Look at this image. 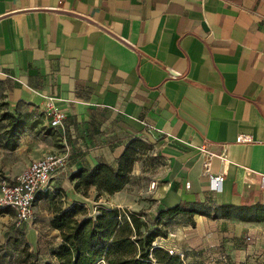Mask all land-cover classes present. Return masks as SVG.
Returning <instances> with one entry per match:
<instances>
[{"label":"crops","instance_id":"0c3cea01","mask_svg":"<svg viewBox=\"0 0 264 264\" xmlns=\"http://www.w3.org/2000/svg\"><path fill=\"white\" fill-rule=\"evenodd\" d=\"M0 95L30 120L15 148L0 146L6 176L62 153L51 182L75 202L83 193L72 173L114 166L149 138L166 167L154 187L160 210L264 204V0H0ZM49 100L67 114L60 126L50 125ZM207 143H227L215 186L197 162ZM223 164L216 158L213 171ZM188 177L204 192L187 194ZM46 192L38 211L50 212ZM196 216L264 238V221Z\"/></svg>","mask_w":264,"mask_h":264},{"label":"rangeland","instance_id":"374dc122","mask_svg":"<svg viewBox=\"0 0 264 264\" xmlns=\"http://www.w3.org/2000/svg\"><path fill=\"white\" fill-rule=\"evenodd\" d=\"M8 106V102L0 95V113L9 111L16 118L17 116L22 118V114H14ZM10 121L11 119L0 121V146L2 147ZM25 122L23 132L29 129L30 120ZM155 151L151 139L134 140L127 149L128 155L125 159L129 182L120 192L103 193L99 199L96 198L95 186L90 188L88 195L82 194L81 200L78 201L84 203L87 216H95L100 206L140 212L141 220L147 223V226L142 227L143 234H146L148 229H158L160 235L152 244L163 247L171 253L180 254L186 264H264L262 234L251 237L253 234L246 235L242 231L234 235L230 234L228 227L222 224H211L207 220L201 224L198 216H196L198 219L196 222L192 215L187 213H178L174 216L169 213H160L161 206L156 204L154 198L159 196L152 183L164 175L166 167L159 160L160 154H155ZM119 160L120 158L114 167L118 166ZM11 162L18 163V159H11ZM25 168L26 166L11 176H6L0 171V183L7 177L13 179ZM56 189L51 182L46 192H51L48 203L50 212L67 208L74 202L69 199L66 190L57 191ZM38 198L40 195L35 205ZM35 205L33 216L24 221H20L11 209H0V264H58L53 250L61 244L62 236L47 222V213L50 212H47L43 206L38 211ZM248 205L250 204L245 205L243 209L231 210L235 216H238L234 218L242 220L253 216L254 211ZM197 209L207 210L202 205H199ZM77 217L84 219L86 215L79 213ZM258 229L262 233V229Z\"/></svg>","mask_w":264,"mask_h":264},{"label":"trees","instance_id":"16d2710c","mask_svg":"<svg viewBox=\"0 0 264 264\" xmlns=\"http://www.w3.org/2000/svg\"><path fill=\"white\" fill-rule=\"evenodd\" d=\"M6 119H11V121L5 131L3 145L13 149L25 128L26 120L18 116L16 118L9 111H3L0 113V121ZM128 147L120 156L117 167L102 162L91 169L80 168L72 173L71 179L76 180L75 189L88 195L90 188L95 186L97 199L103 193L113 194L122 190L129 182V173L125 165ZM248 206L253 209L254 214L245 219L241 218L242 220L264 221L263 203ZM244 207L245 205H241L238 208L243 209ZM99 208L95 216H87L84 203L75 201L67 208L55 212L51 224L52 227L60 230L62 236L61 244L53 250L58 264H186L180 254L171 253L163 247L152 244L160 235L158 229H148L147 233L143 234L142 227L147 226V223L141 220L140 212L118 207L100 206ZM231 210L234 208L225 204L214 209L213 213L186 205H176L160 213H169L171 216L178 213H187L192 216L202 214L214 219L238 217ZM79 213L86 217L79 219L77 217Z\"/></svg>","mask_w":264,"mask_h":264},{"label":"built area","instance_id":"2783aa9c","mask_svg":"<svg viewBox=\"0 0 264 264\" xmlns=\"http://www.w3.org/2000/svg\"><path fill=\"white\" fill-rule=\"evenodd\" d=\"M46 112L49 115V122L52 127L62 125L67 114L59 108L53 101L46 103ZM252 136L240 134L237 142H249ZM227 143L214 145L207 143L199 149L197 162H200L201 171L206 175L211 184L215 186L225 179V165ZM220 158L223 161L224 169L214 172V160ZM66 156L56 151H49L40 158L32 160L26 168L17 174L13 179L5 178L0 183V209H11L20 221L30 219L34 214V205L40 192L48 191L51 180L55 173L64 167ZM156 182L152 183L155 187ZM185 192L187 194H201L204 186L201 182L191 180L189 177L185 182Z\"/></svg>","mask_w":264,"mask_h":264}]
</instances>
